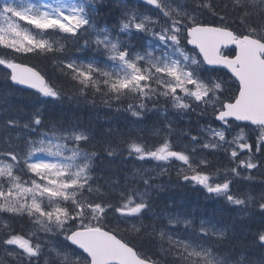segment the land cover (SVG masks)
<instances>
[{
    "label": "snow or ice",
    "instance_id": "snow-or-ice-1",
    "mask_svg": "<svg viewBox=\"0 0 264 264\" xmlns=\"http://www.w3.org/2000/svg\"><path fill=\"white\" fill-rule=\"evenodd\" d=\"M0 72V264H244L231 208L264 253V0H0Z\"/></svg>",
    "mask_w": 264,
    "mask_h": 264
},
{
    "label": "trees",
    "instance_id": "trees-1",
    "mask_svg": "<svg viewBox=\"0 0 264 264\" xmlns=\"http://www.w3.org/2000/svg\"><path fill=\"white\" fill-rule=\"evenodd\" d=\"M225 53L230 54L232 52H229V50H227L225 51ZM31 63H38V62L32 61ZM0 93L7 94L10 105L14 108L24 107L26 109H30L36 103L35 100L29 97L28 93H22V92L17 91L16 88L9 87L8 83H6L4 80L2 72H0ZM94 115H95L94 113L85 112L83 115L84 123L87 124L89 119L94 117ZM156 118H157L156 116H153L150 114L149 119L144 122L145 126H151L153 121L156 120ZM104 126L106 127L107 125H104ZM175 127L178 130H180V129L189 127V125L185 121L181 120L175 125ZM191 127L193 129L192 134L195 135L196 134L195 129L197 127L195 122L192 123ZM174 142L179 144V142L175 139V137H174ZM136 166L139 167L140 165H136ZM152 166H153L152 164L143 165L144 168H149ZM129 167H131V162H129ZM172 175L174 177L175 173L173 172ZM252 175L254 178L253 182H248L245 180L237 181V184L241 191H245L249 189L250 187H255L256 191L260 190L259 182L264 181V169H260L256 172H253ZM166 180H167V177H164L162 178V181H157V182H163ZM170 197L174 200L183 201V202H186L188 205H195V206H198V208L202 207L209 211L216 210L219 208V206H216V204L214 205L213 203L210 204L208 202H205V200L200 201V199L196 198L194 191L185 190V189H174L171 191L164 192L161 194L160 200L157 203L158 204L166 203ZM222 210H225V212L224 211L221 212ZM229 210H232V209H220L221 217L219 215L218 219L222 220L225 223L231 224L235 229V236L233 240L231 241V244L235 246V258H237L239 255H243L245 261H253V262L258 261L261 258V256L264 255V253H262L261 250L256 249L252 245V237L250 234H248V227H247L249 223L248 218H237L236 216L233 218L231 214L230 215L227 214Z\"/></svg>",
    "mask_w": 264,
    "mask_h": 264
},
{
    "label": "rangeland",
    "instance_id": "rangeland-1",
    "mask_svg": "<svg viewBox=\"0 0 264 264\" xmlns=\"http://www.w3.org/2000/svg\"><path fill=\"white\" fill-rule=\"evenodd\" d=\"M173 119H176L175 117H172ZM178 132H179V130H178ZM177 132V133H178ZM179 143H185L186 141H179V140H177ZM248 190V189H247ZM246 191V190H245ZM232 210H229L228 212H227V214H231V216L234 218L235 216L237 217V218H247L246 216H244L239 210H237V209H234V208H231ZM233 212V213H231V212ZM241 258H243V261H244V264H247V262L248 261H245V259H244V256L243 255H239L236 259H241Z\"/></svg>",
    "mask_w": 264,
    "mask_h": 264
},
{
    "label": "flooded vegetation",
    "instance_id": "flooded-vegetation-1",
    "mask_svg": "<svg viewBox=\"0 0 264 264\" xmlns=\"http://www.w3.org/2000/svg\"><path fill=\"white\" fill-rule=\"evenodd\" d=\"M195 196H196L197 199H200V200H203V198H204L203 193H197V192H195Z\"/></svg>",
    "mask_w": 264,
    "mask_h": 264
},
{
    "label": "bare ground",
    "instance_id": "bare-ground-1",
    "mask_svg": "<svg viewBox=\"0 0 264 264\" xmlns=\"http://www.w3.org/2000/svg\"><path fill=\"white\" fill-rule=\"evenodd\" d=\"M203 200H204V198H203ZM200 201H201V200H200ZM203 203H204V202H203ZM206 204H207V203H206ZM210 204H211V203H210ZM201 205H202V204H201ZM203 205H204V204H203ZM213 205H214V204H213ZM211 206H212V205H211ZM216 206H218V205H216ZM204 207H205V206H204ZM207 207H208V205H207ZM205 208H206V207H205ZM198 209H199V208H198ZM214 209H215V208H214ZM223 211L225 212V210H222L221 212H223ZM219 215H220V214H219ZM220 217H221V215H220ZM222 217H223V216H222ZM226 219H227V218H226ZM226 219H225V220H226ZM244 254H245V253H244Z\"/></svg>",
    "mask_w": 264,
    "mask_h": 264
},
{
    "label": "water",
    "instance_id": "water-1",
    "mask_svg": "<svg viewBox=\"0 0 264 264\" xmlns=\"http://www.w3.org/2000/svg\"><path fill=\"white\" fill-rule=\"evenodd\" d=\"M17 87H19V86H17Z\"/></svg>",
    "mask_w": 264,
    "mask_h": 264
}]
</instances>
